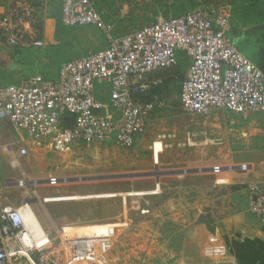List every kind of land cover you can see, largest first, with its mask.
<instances>
[{
  "label": "crops",
  "instance_id": "crops-1",
  "mask_svg": "<svg viewBox=\"0 0 264 264\" xmlns=\"http://www.w3.org/2000/svg\"><path fill=\"white\" fill-rule=\"evenodd\" d=\"M13 1L0 0V13ZM27 1L39 14L44 44L40 47L0 44V80L4 82L0 85L17 83L33 75L56 80L62 61L106 47L102 33L91 25L61 24L62 30L58 32L57 26L62 23L59 1ZM205 1L228 5L232 41L264 72V0ZM92 2L102 19L114 26V36L164 18L154 0H147L143 11H133L130 0ZM145 13L155 20L144 21ZM82 41H87V45L78 48ZM176 61L172 67L151 71L139 79L150 86L132 97L151 104L152 108L144 116L145 133L131 148L122 149L114 141L79 143L58 154L49 137L33 139L0 117V160L7 158L8 165L11 160V155L3 151L5 145L16 156L20 147L27 148L26 155L18 156L19 168L30 156L38 163L49 154L52 163L48 166L52 167L54 160L63 155L90 153L99 158L121 152L129 156L140 153L144 158L141 163H149L154 170H161L163 176L177 179H173L176 183L170 195L156 202L155 208H150L151 201L139 203L150 210L148 214L140 213V228L133 224L134 212L128 210L127 203L123 204L125 213L115 221L126 219L129 227L121 235L118 229L111 252L114 264H264V225L250 212L248 199V185L264 182L263 113L255 110L242 114L213 108L201 120L202 116L184 111L179 94L190 60L176 51ZM109 89L107 81H96L95 98H99L96 100L108 103ZM66 120L72 121L69 116ZM156 140L162 142L157 162L152 156V143ZM170 164L177 167L163 166ZM180 170L189 172L173 173ZM9 181L11 185L16 182L12 178ZM163 190L164 187L150 196L160 195ZM6 204L20 205L0 202V207ZM129 209L138 211L132 206Z\"/></svg>",
  "mask_w": 264,
  "mask_h": 264
},
{
  "label": "built area",
  "instance_id": "built-area-1",
  "mask_svg": "<svg viewBox=\"0 0 264 264\" xmlns=\"http://www.w3.org/2000/svg\"><path fill=\"white\" fill-rule=\"evenodd\" d=\"M57 1L61 3L63 25L94 26L107 45L100 51L62 61L56 80L33 75L0 85V117H6L16 130L33 139L49 137L58 154L79 143L114 141L122 149L131 148L145 133L144 116L152 108L132 97L150 86L139 79L151 71L174 66L176 51L190 60L179 94L184 111L205 115L213 108L242 114L258 110L264 116V72L232 41L227 4L199 0V6L180 16L161 18L114 36V26L102 19L92 0ZM41 34L37 9L27 0H14L0 13L1 45L40 47L44 44ZM96 81L109 83L108 103L95 99ZM66 116L72 121L68 122ZM3 151L11 155V168H19L18 156L27 154L26 147L19 148L18 156L11 153L9 145ZM160 151L162 142L156 140L152 143L155 162ZM48 180L56 182L53 177ZM160 191L156 182L152 189L125 195ZM126 196L123 204L127 203ZM30 198L26 192L20 205L0 207V264H114L111 252L118 229L129 227L126 219L46 227L35 214ZM46 198L41 200L48 202ZM248 199L250 212L264 225V182L248 185ZM132 203L141 214L150 212L138 200ZM67 225H94V229L65 234Z\"/></svg>",
  "mask_w": 264,
  "mask_h": 264
},
{
  "label": "rangeland",
  "instance_id": "rangeland-1",
  "mask_svg": "<svg viewBox=\"0 0 264 264\" xmlns=\"http://www.w3.org/2000/svg\"><path fill=\"white\" fill-rule=\"evenodd\" d=\"M147 0H130L133 11H143V7L147 6ZM142 12H140L141 14ZM144 21L155 20L146 13L142 16ZM131 31V30H130ZM87 41L80 42L77 47L87 45ZM33 70H35L33 68ZM0 84H4L0 80ZM197 114L201 120L205 117L202 114ZM3 121L6 117H2ZM211 119V116L208 118ZM8 120V119H7ZM132 156L129 154L115 153L114 155L107 154L97 158L96 155L73 154L69 157L60 156L54 160L52 167L48 166L51 155L47 154L38 163L32 161V156L26 159V164L22 168H11L7 164V158L0 160V202L20 204L26 196V192L31 195L30 201L35 214L43 226L50 225L60 226L64 224H89L98 221H112L121 218L124 213V205L122 203L123 196L129 191H144L152 189L156 182L160 183L161 190L164 187L163 193L160 195H137L126 196L127 206L129 211L134 212V225L140 228L141 214L139 211L129 209L133 200H138L139 203L148 200L150 208H155L156 202L163 201L170 195L171 188L175 185L171 176H163V172L154 170L149 164H143L140 160L144 159L140 153ZM39 163H41L40 166ZM34 165L33 169L30 165ZM29 165V166H28ZM174 169L177 165H163ZM148 168V169H147ZM150 168V169H149ZM184 168V167H180ZM148 173L136 177H120L76 181L68 180L78 177L117 175L123 173ZM50 173V175H49ZM49 175V176H48ZM159 176V181L156 178ZM56 178V182L50 183L48 178ZM7 178V179H4ZM10 178L16 181H23L22 184L15 182L14 185L9 184ZM67 178V179H66ZM36 192V195L33 193ZM44 197H61L63 200H47L44 202L41 199ZM63 197V198H62ZM46 198V199H47ZM148 214V213H147ZM60 224V225H58ZM49 225V226H48ZM72 225H67L69 227ZM76 226V225H75ZM82 226V225H81ZM135 228V226H134ZM125 229L119 228L120 235ZM114 252V251H113ZM115 254V252L113 253Z\"/></svg>",
  "mask_w": 264,
  "mask_h": 264
},
{
  "label": "trees",
  "instance_id": "trees-1",
  "mask_svg": "<svg viewBox=\"0 0 264 264\" xmlns=\"http://www.w3.org/2000/svg\"><path fill=\"white\" fill-rule=\"evenodd\" d=\"M154 4L162 10L163 17L168 18L170 16H180L186 11L196 8L201 2L199 0H154ZM61 24L57 26L58 32L62 30Z\"/></svg>",
  "mask_w": 264,
  "mask_h": 264
},
{
  "label": "water",
  "instance_id": "water-1",
  "mask_svg": "<svg viewBox=\"0 0 264 264\" xmlns=\"http://www.w3.org/2000/svg\"><path fill=\"white\" fill-rule=\"evenodd\" d=\"M218 167H215L214 169H217ZM186 172H189V171H186V170H180V171H174L173 173L175 174H179V173H186ZM143 174H148V173H123V174H117V175H108V176H105V177H101V176H89V177H78L77 179L76 178H73V179H68V180H76V181H85V180H95V179H106V178H120V177H136V176H140V175H143ZM67 179V178H66ZM57 181V180H56ZM18 183V184H21V181H16L15 184Z\"/></svg>",
  "mask_w": 264,
  "mask_h": 264
},
{
  "label": "bare ground",
  "instance_id": "bare-ground-1",
  "mask_svg": "<svg viewBox=\"0 0 264 264\" xmlns=\"http://www.w3.org/2000/svg\"><path fill=\"white\" fill-rule=\"evenodd\" d=\"M61 197H49L47 200H59ZM63 198V197H62ZM94 229V225H73L65 228V234H71L73 231L77 230L79 232H90Z\"/></svg>",
  "mask_w": 264,
  "mask_h": 264
}]
</instances>
